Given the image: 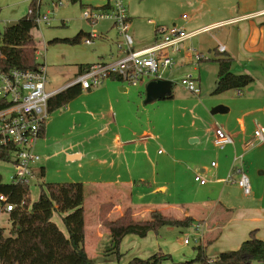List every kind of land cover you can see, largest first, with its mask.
I'll use <instances>...</instances> for the list:
<instances>
[{
  "label": "crops",
  "instance_id": "crops-1",
  "mask_svg": "<svg viewBox=\"0 0 264 264\" xmlns=\"http://www.w3.org/2000/svg\"><path fill=\"white\" fill-rule=\"evenodd\" d=\"M31 1L0 0V20L4 23L8 21L11 23L9 25L16 23L21 19L17 15L19 7ZM58 1L61 2L60 7H62V0H50L49 2L50 10L47 12L51 16L58 8L54 7L53 3ZM163 1L165 8L158 19L162 27L176 26L187 33L206 27L210 29L183 44L181 50L173 57L174 69L172 68L170 73L165 75L166 80H173L177 73V75L185 73L184 65L192 62L186 50L191 48L207 58L199 64L197 70L199 86H203L204 91H207L204 97L209 96L207 93L217 87L218 66L215 61L222 55L232 60L231 72L233 74L248 75L253 78V82L241 90L239 96H237V91L231 90L236 93L234 97L226 96L228 94L226 92L214 93L210 96H218L205 101V108L208 112L217 106L224 108L218 114H211L212 119L217 127H222L233 138V145L217 149L224 151L227 147H231L233 150L232 159L225 155L221 158L222 164L215 160L204 163L198 150L177 140L173 132L176 117L174 114L176 113L173 110L174 96L172 94L169 99L158 100L169 103H160L152 109L140 104V100L145 96L141 91L144 85L129 87L116 79H108L98 88L82 91L66 106L49 113L35 145V153L41 161H48L51 156L55 158L63 155L66 166L73 165V168H69L67 179L76 181L66 183H81L84 189L86 186L91 188L94 199L89 214V226L85 224L86 213L84 215V228L85 251L88 258L94 260V264H129L134 258H149L158 253V245L160 247L156 234H148L145 238L129 235L120 242L121 257L119 259L106 254L105 247H109L110 237L108 230L100 223L99 211L102 205L108 204L112 206L108 214L110 220L120 217L125 209H131L136 220L145 219L152 211H160L175 218H192L193 225L198 224L202 227V246L205 245V255L209 260H215L221 253L237 250L253 231L254 236L264 242V229L262 228L264 223V167L259 172L263 177H257L261 192L257 191V187L254 192L251 189L250 195L246 197H252L247 201H244L243 197H236L237 195L242 196V193L235 183H225L234 156H242L244 168L247 154L255 146L260 145L255 144L245 149V144L253 141V136L250 137L251 131L261 127L259 121L264 123V92H260L264 89V0ZM109 2L110 0H80L77 4L82 9L102 10ZM38 4L40 5L36 1V5ZM127 16L130 25L132 18L128 13ZM53 20L52 17V22ZM148 23L152 24L150 20ZM152 25L154 30L156 26H159L156 23ZM132 32L134 49L148 47L155 40V35L149 34L146 38L140 39L134 31ZM83 34L88 36L89 33ZM98 36L91 44L100 40L95 50L82 53L81 58L73 63L65 62L60 65L58 62L57 69L63 68L58 72H51L49 58L43 57L40 64L46 67L47 91H63L75 79L79 73V67L101 61H111L122 55L114 46L106 51L102 50L101 42H109V38L102 34ZM219 47L224 48L223 53L218 51ZM66 66H71L67 72H65V68H68ZM130 88L134 89L139 98L138 103L133 107L128 97ZM158 111L162 113L158 115ZM166 115L169 116L168 121L170 119L172 121L169 125L170 132H158V117L164 118ZM214 129H206L204 134H200V131L195 128L193 135L188 136L191 146L199 143L200 138L206 133H210L212 139ZM166 139L167 143L164 144L163 140ZM159 145L162 147L166 145L167 148L160 153ZM38 146L48 152L49 156L42 157L37 152ZM237 147H241L240 152H237ZM165 152L168 161H159L158 157H163ZM258 155L263 157L264 150L261 149ZM211 163H215L216 167L212 168ZM180 165H184L187 171L182 172ZM36 168L39 171L43 169L45 176L43 167L38 164ZM159 171L164 175L170 174L171 182L166 178H159ZM196 173L207 180L206 184L199 185V188L209 186L211 189L205 191L206 195L204 192L203 198L197 200L192 198L189 202L179 204L172 202L166 196L169 187H182L183 180L180 181V179L188 174L194 180ZM144 188L153 189L154 193L165 196V201L161 200L159 204L158 202L150 204V201L133 202L135 194ZM217 189L220 191L218 198H212L215 192L211 191ZM176 212L179 215L172 214ZM220 217H227L223 226H220V223L222 224ZM183 239L184 237L179 240V244L184 247L190 246L184 245ZM163 243L166 242L163 241Z\"/></svg>",
  "mask_w": 264,
  "mask_h": 264
},
{
  "label": "trees",
  "instance_id": "trees-1",
  "mask_svg": "<svg viewBox=\"0 0 264 264\" xmlns=\"http://www.w3.org/2000/svg\"><path fill=\"white\" fill-rule=\"evenodd\" d=\"M73 4L80 0H70ZM109 5L102 8L105 10ZM36 0H32L29 9L32 14L19 19L16 23L4 27L0 32V70L18 69L36 71L39 63L35 61L38 51L32 31L36 28ZM86 37L83 32L72 38L53 39L50 44L62 43L77 45ZM218 66L216 94L227 91H241L253 82L248 75H235L231 72L232 60L225 55L216 61ZM79 73L85 67H79ZM82 93L79 85L70 86L56 94L48 102L51 113L66 106ZM172 95L165 99L171 98ZM5 104L0 103V109ZM7 155L0 150V161ZM43 169L37 174L43 178ZM30 186H14L2 182L0 176V195L15 206L8 213L10 228H0V264H94L85 251L84 228V186L81 183H43L38 199L31 203ZM111 205H102L99 211L101 225L108 230L110 237L106 254L119 259V245L126 236L145 238L150 232L155 234L163 227L188 229L194 221L190 217L175 218L160 211L149 212L145 219L136 220L131 209L110 220L108 214ZM54 213L63 215L62 222L67 236L52 222ZM7 232V234H6ZM196 256L187 264H210L205 255V245L195 247ZM169 257L160 252L142 260L134 258L129 264H161ZM264 264V242L254 236V231L235 251L221 253L213 264Z\"/></svg>",
  "mask_w": 264,
  "mask_h": 264
},
{
  "label": "built area",
  "instance_id": "built-area-1",
  "mask_svg": "<svg viewBox=\"0 0 264 264\" xmlns=\"http://www.w3.org/2000/svg\"><path fill=\"white\" fill-rule=\"evenodd\" d=\"M61 5L60 1L53 3L54 7ZM108 5L105 10L85 8L82 17L92 25L101 20L110 21L118 39L116 49L122 55L111 61L85 66L66 88L79 85L81 91H90L98 88L108 79H116L129 87L145 86L152 81H164L166 72L174 67V55L181 50L183 44L196 35L210 30L206 27L187 33L176 26L169 28L156 26L153 43L142 49H134L132 37L128 33L129 22L124 0H110ZM35 10L36 26H50L51 14L47 12L45 15H40L39 4L36 5ZM32 13L33 10L29 9L28 14ZM98 37L97 32L91 31L83 39L84 44L91 45ZM218 51L223 53L224 48L219 47ZM186 52L192 58L194 68H198L200 63L207 60L204 54L194 49L188 48ZM38 56H42L41 51L36 52V58ZM46 81V67L40 63L36 71L0 70V103L5 104V107L0 109V150L7 155V160L0 163L11 165L10 185L31 186L39 172L36 167L41 159L35 153V145L49 117L48 102L61 92L47 91ZM180 84L190 93L195 95L200 93L197 77L186 75L180 79ZM239 95L240 91H237V96ZM212 143L215 148L223 149L233 145V138L221 127H216L213 131ZM261 143H264V130L258 128L253 132V141L245 144V149ZM211 167L215 168L216 164L211 163ZM194 182L203 186L207 180L196 173ZM225 183H235L245 196L250 195L251 186L243 170L242 156H234ZM14 208L15 206L8 202L5 195H0V214H8ZM191 229L193 233L184 236L183 244L195 247L202 245L201 225H193ZM213 261L210 260V264H213Z\"/></svg>",
  "mask_w": 264,
  "mask_h": 264
},
{
  "label": "rangeland",
  "instance_id": "rangeland-1",
  "mask_svg": "<svg viewBox=\"0 0 264 264\" xmlns=\"http://www.w3.org/2000/svg\"><path fill=\"white\" fill-rule=\"evenodd\" d=\"M40 3L39 5V14L45 15L49 8V2L50 0H36ZM63 6L56 8L53 12L54 20L51 23L50 26H44L40 25L39 27L36 26V28L32 31L34 41L37 44L38 51H41L42 56H38L36 58L35 54V61L38 63H42L43 57L49 58V64L51 66V72H58V70L63 69L59 67L57 69L58 62L61 65L67 63H73L76 62L79 58H81L82 53H87L92 50H95L97 48V42L100 40L94 41V44L91 46H87L84 44L83 39L81 42L77 45L70 46L62 43L57 44H50L49 42L55 39H63V38H72L74 37L79 31H82L83 33H90L91 31H95L98 34H102L105 36H108L109 42H101L102 43V50H108L109 47L114 46L116 47V41H118L116 32L112 29V24L110 21L107 20H101L97 22L95 25H92L88 21L84 20L82 17V11L83 9L79 7V4L75 3L72 4L69 0H62ZM126 10L128 15L132 18V22L129 25L128 33L131 37H133V32L136 33L138 38L143 39L146 38L149 34L151 36H154V26L153 23L158 24V27H162L159 23V15L161 14L162 10H164L165 7L163 0H124ZM29 4L30 3H24L22 7H19V12L17 15L18 18H22L28 14L29 10ZM151 21L152 24H149L148 21ZM148 23V25L146 24ZM8 21L6 23L2 22L0 20V32L3 30L4 27L9 26ZM92 53V52H91ZM188 61L187 59H185ZM183 68L185 73L183 74H175L173 80H166L168 83L167 87L169 89V92L174 96V112L176 114L175 117V130L173 131L175 133V136L177 140H181L185 143L186 146L193 148L195 150L199 151V154L202 155L204 163L209 162L210 160H215V162L223 163L221 158L225 155L229 156V159L233 157V150L231 147H227L224 151H219L217 148L213 146L212 139L210 136V133H206L204 137L200 138L199 143L192 145L189 142L190 135H193V132L195 131V128L200 131V134H204L206 129H214L217 127V125L214 123V120L212 119L211 111H207L205 108V101L210 100L211 98L217 97V96H207L204 97V94L207 91H204L203 86H199L200 93L198 95H195L193 93H190L187 91L181 84L180 79L186 75H192L194 77H197L198 75V68H194L193 63H188L184 65ZM68 68H65V72L68 71L71 66H66ZM199 67V66H198ZM49 68V66H48ZM174 69V68H173ZM171 70H168L165 75L170 73ZM57 74V73H56ZM141 91H145V88H142ZM260 92H264V89H261ZM226 96L228 97H234L236 94L234 91H228ZM131 101V107L133 105H136L139 101V98L137 97V94L135 93L134 89L130 88L129 95ZM145 98V97H144ZM140 100V104L142 106H146L148 109H152L158 105L161 104H167L169 102L167 101H154L150 104H144L143 100ZM159 112L158 111V115ZM173 115V116H174ZM167 116V117H166ZM163 117H158V132H170L169 125H171L170 122L171 119L168 121L167 118H169L168 115ZM260 128L264 130V123L262 121H259ZM195 126V127H193ZM220 127V126H219ZM252 127V125H251ZM254 127V126H253ZM222 128V127H221ZM254 131V130H253ZM253 131H251L250 137L253 136ZM190 134V135H189ZM169 135V134H168ZM163 143H167V139L163 140ZM165 147L158 146V150L160 153L162 151H165ZM263 149L264 150V144L263 145H257L255 146L251 152H249L246 156L245 165H244V172L246 176L249 179L251 189L254 192V189L257 187L258 192H261V186L257 183L258 179L257 177H263L259 174L261 168L264 167V156L261 157L258 155V152ZM237 152H240L241 147L236 148ZM37 152L42 156H49V153L44 151L40 146L37 147ZM209 155H207V153ZM214 158V159H213ZM50 160L44 161L42 160L39 165L45 169V176L42 178L37 174L36 179L32 182L29 190H30V201L31 203L35 202L38 199L39 193H40V186L43 183H66V182H76V181H70L67 179V173L69 171V168H73V165H67V163L63 159V155H60L58 157L51 156L49 158ZM159 161H168V158L165 155L163 157H158ZM233 165V163H232ZM182 172L187 171L184 165H180ZM68 167V168H67ZM231 169V168H230ZM37 171H39L37 169ZM160 172V171H159ZM11 173V165L8 163H0V176L2 179V182L5 184H9V176ZM37 173V172H36ZM184 176V175H183ZM159 178H166L167 181H170V174H163L160 172ZM77 180V179H73ZM183 180V184L181 183L182 187H169V190L166 194L169 199L172 200V202L175 203H186L192 200L203 198V194L205 191L209 190V186L206 187H200L197 183L194 182L192 176H184V178L180 179V181ZM171 182V181H170ZM169 182V183H170ZM171 186V185H169ZM211 190V189H210ZM212 190V198H218V195L220 194V191ZM241 191V190H240ZM210 192V193H211ZM242 193V191H241ZM98 194V193H97ZM93 192L90 187L86 186L84 189V203L83 207L85 209V224L89 226V214L90 209L93 203ZM206 195V192H205ZM204 195V196H205ZM142 196V198H140ZM145 197V198H143ZM243 197L244 201H247V199L251 197L242 196H236ZM165 196H160L158 193H154L153 189L150 188H144L141 189L139 192H137L134 196L135 203H138L140 201H150L151 203L158 202V204L162 201H165ZM162 200V201H161ZM240 201V200H239ZM242 201V200H241ZM181 206V205H179ZM153 207L156 208L155 205ZM168 214V213H167ZM173 215L177 216L179 215L177 212L172 213ZM63 215L54 213L52 216V222L62 231L64 235L67 236V232L65 230V227L62 222ZM148 217V216H147ZM145 217V218H147ZM220 220H222V224L220 223V226H223L226 221V218L220 217ZM0 228L5 229L6 231L10 228L8 214H0ZM262 228L264 229V223ZM193 233L192 229H178L175 227H163L161 228L158 233L156 234V237L158 239V244H160V247L158 245V252H160L162 255H166L169 257L168 260L162 261L161 264H187L190 260H193L196 256L195 246L190 245L187 247H184L179 244V240H182V238L185 236V234ZM7 234V232H6ZM149 234L155 235V233L150 232ZM155 237V236H154ZM181 238V239H180ZM165 241L166 243H163ZM162 242V243H161ZM110 244V241L108 245ZM105 248H108L106 246ZM139 258V257H138ZM140 258V259H145Z\"/></svg>",
  "mask_w": 264,
  "mask_h": 264
},
{
  "label": "water",
  "instance_id": "water-1",
  "mask_svg": "<svg viewBox=\"0 0 264 264\" xmlns=\"http://www.w3.org/2000/svg\"><path fill=\"white\" fill-rule=\"evenodd\" d=\"M167 82L164 81H152L145 85V99L144 104H150L154 101L164 100L166 97L170 96L171 93L167 87ZM216 92V87H214L207 95H213ZM224 108L222 106H217L211 110V114H218L222 112Z\"/></svg>",
  "mask_w": 264,
  "mask_h": 264
}]
</instances>
